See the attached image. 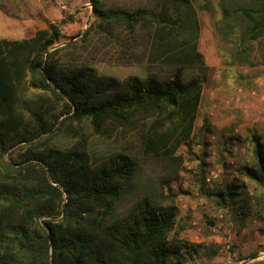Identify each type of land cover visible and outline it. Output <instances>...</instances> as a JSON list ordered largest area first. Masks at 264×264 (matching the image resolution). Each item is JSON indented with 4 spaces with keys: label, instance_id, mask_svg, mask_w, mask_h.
Instances as JSON below:
<instances>
[{
    "label": "trees",
    "instance_id": "16d2710c",
    "mask_svg": "<svg viewBox=\"0 0 264 264\" xmlns=\"http://www.w3.org/2000/svg\"><path fill=\"white\" fill-rule=\"evenodd\" d=\"M88 1L95 21L83 42L93 28L98 40L115 38L122 62L140 64L146 76L99 74L75 56L76 41L56 45L72 13L31 36L0 37V264H185L202 245L176 235L170 182L180 177L176 152L193 133L210 69L192 0H163L159 10ZM168 3L186 17L172 16ZM218 3V29H239L234 55L242 61L264 35V0ZM113 23L123 35H113ZM138 27L150 37L145 61ZM187 65L198 70L189 78ZM253 141L254 162L241 168L263 190L264 207V144ZM145 164L154 174L143 180ZM241 187L216 185L204 195L244 222L250 206Z\"/></svg>",
    "mask_w": 264,
    "mask_h": 264
},
{
    "label": "rangeland",
    "instance_id": "374dc122",
    "mask_svg": "<svg viewBox=\"0 0 264 264\" xmlns=\"http://www.w3.org/2000/svg\"><path fill=\"white\" fill-rule=\"evenodd\" d=\"M98 1L105 9L145 7L159 10L163 5V0ZM41 2L44 7L52 3L56 9L65 5L66 9H61L62 15L73 14V21L61 27V37L56 45L76 41L75 56L88 59L89 65L99 74L118 80L146 76V70L140 64L122 62L115 38L107 41L103 34L98 40L93 28L83 42L82 32L95 21L88 0ZM191 4L199 25L198 49L210 69L203 75L202 100L193 133L176 152L181 160L180 177L170 182L172 190L178 192L175 231L178 237L202 245L198 253L185 260V264L254 263L264 260V207L259 201L263 190L257 188L241 166L254 162L253 135L259 136L264 144V35L249 43L241 61L234 55L239 29H218L223 19L218 0H192ZM166 6L172 16L186 17L187 10L183 7L176 12L173 5L168 3ZM30 33L0 32V37L18 39ZM118 33L123 35V30L113 23V35ZM135 39L140 47L137 48L138 55L145 61L151 45L147 29L138 27ZM84 46L86 49H79ZM197 71L194 66L187 65L184 76L189 78ZM240 74L243 75L241 82ZM203 151L207 153L200 168L199 155ZM153 169L152 165L145 164L142 179L154 174ZM229 183L243 186L242 196L247 198L250 206V214L244 222L234 216L237 209L220 208L204 195L212 186Z\"/></svg>",
    "mask_w": 264,
    "mask_h": 264
},
{
    "label": "crops",
    "instance_id": "0c3cea01",
    "mask_svg": "<svg viewBox=\"0 0 264 264\" xmlns=\"http://www.w3.org/2000/svg\"><path fill=\"white\" fill-rule=\"evenodd\" d=\"M61 9H66L65 5L59 9L52 3L44 7L41 0H0V32L24 34L31 31L22 37L31 36L35 30L46 26V20L61 18Z\"/></svg>",
    "mask_w": 264,
    "mask_h": 264
}]
</instances>
